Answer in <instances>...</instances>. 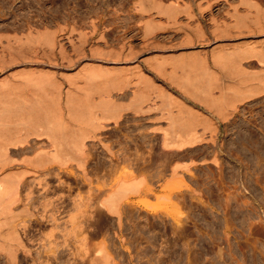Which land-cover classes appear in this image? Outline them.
<instances>
[{
    "label": "rangeland",
    "instance_id": "1",
    "mask_svg": "<svg viewBox=\"0 0 264 264\" xmlns=\"http://www.w3.org/2000/svg\"><path fill=\"white\" fill-rule=\"evenodd\" d=\"M139 1L140 0H0V37L4 34L5 35L8 34V35H13V36L15 35V37L17 38L19 37L18 39L21 38L22 42L20 40L19 41L20 43H18V45L20 44L22 48L21 47L20 49L18 48L17 52L23 51L24 52L23 55L27 56L26 58H24L25 56H22L21 55L22 53H19L23 57L21 58V56L18 57V53H16L17 55L16 56L14 55L15 54L14 52H11L12 53L11 57L12 56L13 57L15 56V58L17 57L16 58L17 62H15L16 60L14 59L15 60L14 62L16 64L13 63V66L11 64V72L12 70H16V69L23 71V70H26L28 67L29 68L27 70H31L34 72H37V71L42 72V73L43 71L53 72L54 73L53 76H55L54 79L55 80L57 79L58 83L62 84L61 85L62 87H66L68 86V81L65 80L66 75L68 74L72 75L76 71L78 72L81 65H83L84 63L91 62L95 59H98V57L100 58L98 54L91 55L89 54V52L91 51L92 52L93 51L107 52L108 51V53H112V52L114 53V52H119V50L122 48L123 53H125L124 55L125 56L127 55V57L130 56L129 58L131 60V61L127 60V62L129 61L128 63H123L122 65L124 67L128 65L127 67L129 69H134V65L138 64L137 66L139 67V70L142 71L141 72L142 77L146 76L145 78L146 79L148 78V81L155 83V85L161 86L163 89H165V91L168 90V92H170V94L172 95L171 97L175 101L180 102L181 104H184V105L186 104V106H191V107L198 109V111L200 112L202 116H204L207 119L209 118L211 122H213V124L216 125L215 127H216L217 137L215 138V143L216 145L220 143H221L220 145H222L221 149H219L220 145L217 149L219 150L218 160L220 161V162L218 161L219 162L218 168L214 164H212L210 161H208V157L204 158L207 161H204L203 158H198L197 156L195 157L194 153L196 154L197 152L199 153L203 151V147L202 148L199 147V150L197 152H193V149H190V151L193 152V156L191 155L189 157V159L192 160V162L190 163V167H191L190 168L191 171H189L190 173L185 172V174L183 173L179 175L180 176L179 179L181 178L180 183H181V186L183 187L180 186V183H179L180 180L178 178H174L175 179L174 181V179L169 178V176H167L168 178L165 177L166 179H164V181L163 180L162 181L153 180L154 183L149 182L150 184L149 183L148 184L152 185L151 187H149L150 189L148 190L150 191V193H148L147 190L146 192L144 190V193L143 195H141L140 199L141 201H143L142 198L145 197L143 198L144 199L143 202L148 201L149 204L152 205L154 209L153 210L149 209L147 212H145L147 209L146 210L141 209V214H140L141 217L139 215V219H138V221L140 220L139 226L140 227L142 226V229L144 232V235H143L144 239L141 238L143 237L141 235H140L141 239L139 238V230H137V228L133 229L134 232L137 230L135 233H133L132 227L130 226L131 223L129 225V222L126 221L128 223L124 224V227H123L124 231H122V234H121L123 239L125 240V243H123L122 247H120V244L118 241L119 239L117 238V235L112 232V229L110 227L109 228L111 229V231L110 229H108V226L101 225L103 228H101L99 225L90 226L88 228H84L85 226H82L83 225L82 222H84L85 219L87 220L89 217L88 210H91L89 207L88 209L86 208L87 207L86 205H88V203H86V201L88 200V196L89 195L92 196L94 193L96 194V192L94 191L96 190V188L100 186L98 184L101 183L100 181L99 182L97 181L99 180L97 178H99L100 173L99 174L90 173L89 174V176H91L90 184L86 182L83 184V182L81 183L80 182L81 180L79 179L78 188L77 187L73 188L69 190L68 192L65 189L61 191L62 198L67 199V196L69 195L70 196L69 198H73L75 200H77L78 198L80 199L79 202H78L79 199L75 201L77 202L78 205L81 206V207L79 206V209L81 210L78 209V206L76 207L77 208L76 211L78 210L77 211L78 214L74 210L70 209L71 208L70 203L67 199L68 206L65 203H63V207L65 206V208L60 207V209L55 208L54 210H51V207L49 206L45 210L46 212H41V207L37 206L36 209L30 210L32 211L33 216L28 217V216L22 215L19 218L15 219L16 220L15 222H18L20 219L26 220V225H27L26 234L22 233V238L26 242V246L29 248V251H30V256H23L21 253H18L17 262L18 264H82V263L85 264L86 263L85 261L90 259V257H93V255L97 251H99L100 250L99 248L101 247V250L104 249L107 253H109L110 255L109 257L111 259L110 258L108 259H110L109 261H111L113 264H116L119 261L122 264H187L189 262V259L192 262L195 261V260H192L193 257L197 258L196 261L193 262V264H264V187H263L264 186V173L262 174V171H260L262 169L260 168V166L263 163L261 162L260 164H256L260 170H257L258 167L255 165L256 160H257L256 155L257 154L259 155V152L264 149L263 148L264 147V93L260 92L259 94L261 96L257 94V96H252L246 100L237 102L235 104L236 110L231 111V112L229 111V113H227L228 118L226 117L225 120H221L220 115L219 116L216 115L217 113L213 114V111L209 110L206 106H204L202 102L194 99V97L189 95L183 89L180 90L181 88L179 87L177 88L176 85H173V84L171 85L163 77L162 79L161 77L158 78V75L157 76L155 75L157 74V72L154 71L155 69L153 67L155 65L153 60L155 59H158V60H160V58L161 60L165 59L166 61L168 60L167 62L169 63V61L172 62L175 59V57L176 58L178 57V59H182V61L184 62L187 61L186 58L187 59L191 58V62H189L187 65L191 68L196 69L197 73L200 72L198 71L199 69L208 68L209 71L211 72L214 71L212 75L214 76L218 75L216 79L219 78L217 80L219 84L218 83L217 84L221 87L217 85L218 88L216 87L217 89H214L212 91L213 96L215 95L218 96L220 94L219 91L226 88L227 84L229 85L238 84L237 83L238 78H236L237 76L232 75L229 69L227 71V68L225 69L224 66L221 67L219 64L214 62L213 61L214 59L212 58L213 56L211 55H214L217 50H219L220 52L221 47H222L223 51L225 50V52L227 51L233 54V56L238 60L239 57L237 56L238 55L237 52H239L238 51L239 48L245 49V47L248 45V48L252 47L253 50L255 51H258L260 49L262 50V48L264 47V33H263L264 30L262 33L261 32L259 33V31L255 30L256 25L252 26L250 24L251 21L249 20H251L252 18L255 19V16L252 17L253 15H255L254 13L255 9L251 7L247 8L248 5L246 4L247 2L249 3L252 2V3L257 4V6L260 5L259 6L260 11L262 10L261 12L264 13V0H252V1L251 0H248V1L247 0H244V1L243 0H240V1L239 0H206L204 2H201L200 4L202 7L201 9L199 8L196 9L197 7L191 4L192 0H176V1L159 0L160 2L158 0H154L155 2L153 0H141L142 1V2L140 1L141 4H144V5L139 4L138 3ZM146 1H148L149 4ZM156 2L157 3L162 2L160 6H164V4L165 6L176 4L181 9H183L185 5H188V6L190 5L191 7L190 10L194 13V17L191 19H187L184 13L181 12V14L178 13L175 16L174 20L176 22L174 21L171 22L167 18V16L163 14L162 15L157 14L154 7H153L154 10L152 9L151 11L148 10L150 9V7L152 8V3L154 6ZM243 2H244V5H243ZM137 3L143 7L148 6L147 7L148 9L146 8L147 11L141 12L139 9H137V7L139 6ZM231 7L236 8V10L235 8L233 9L237 12V14L236 12H234V10ZM260 11L259 13H261ZM230 12L233 15L235 14V16L236 15L237 16L236 17L234 16V19H233L232 18L233 16H229V15H232L230 14ZM244 13L247 14V17L244 16L246 15ZM240 17L242 18L243 21H241ZM254 19H252V21ZM239 20L242 23L241 22L237 23V21ZM147 22L148 24H151V27H153L152 34L150 33V35L148 34L146 35L145 33L144 25ZM58 24L60 25L62 24L61 26L63 27L65 26L64 27L65 29L62 27V29L64 30L63 33L65 36L63 35V36L57 37L58 43H60V45L62 44L61 46L62 51L60 52L61 54L64 52L62 56L56 50L53 51L54 53L51 52L53 55L50 53V56H48L45 54L48 49L47 48L44 49V47L40 49L41 46L38 48L39 46L38 44H36L37 47H35L34 45L31 46V47L34 46V48L32 49L33 52L30 49L31 48L30 46H24L25 44L24 37L27 35V32H28L27 30L29 28H31V30L33 29V31H39V32L43 30H55V27L58 28L57 27ZM243 24L244 25L250 24V26L248 25V27L249 28L251 27V31L253 33L251 31L249 32L247 28L242 27ZM28 26L29 28H27ZM72 27H73V31L69 34L68 28L71 29ZM226 29L228 30V32H226L227 31ZM256 31L260 35L256 34L257 33ZM223 32L225 35L229 34L230 32H232V34L230 33L226 37L225 35H223ZM236 32H237V36H236ZM231 35H235V37L232 36L231 38ZM79 36L81 38H79ZM99 37H102L104 39L103 40L104 42L101 39H99ZM27 39L25 38V40ZM11 40H12V46H15V45L17 46L16 44L17 42H15L12 38ZM150 40L153 42H151ZM254 41H257V42H254ZM5 43H6V39L0 38V48L3 49V51L0 49V53L2 52L0 54V57H3L4 59L8 58L6 54L8 51L4 52V48L2 45L4 44L5 46L6 45ZM22 43L24 44L22 45ZM252 43L254 44L252 45ZM149 44H151V46ZM102 45H104L105 47ZM81 46L83 49L80 48ZM254 46L256 47L254 48ZM76 47L80 49V51L83 52V56L82 57L79 56L80 58L78 57V54L76 52L78 51ZM95 47H96V50L94 49ZM235 47L236 48L239 47L238 50H235L236 49ZM13 48L16 51L17 48L16 47H13ZM35 48L37 49V51L35 50ZM75 48H76V51L74 50ZM129 48L132 50H130ZM248 48L246 47V49ZM126 50L128 53H126ZM128 54L130 55L128 56ZM133 54L136 56H134ZM34 55H36V57ZM132 56L135 58H133ZM46 57L47 59L50 57L54 63L53 62L51 63V60L48 61ZM67 57L68 59L70 58V61L72 60L70 64L66 63L67 62L66 60H68ZM64 58H66V60ZM201 58H202L201 63L198 64L197 62H194L197 59H199L200 61ZM203 58L205 60H203ZM75 59L77 62L75 61ZM135 60H136V64L133 63ZM212 61L214 62V64ZM49 62H50V65H49ZM238 62H239V66L242 67L243 73L248 78H250L251 75L256 74V73L258 75L264 70L263 65L261 63L259 64L258 60L255 59V57H251L250 59L243 58L241 62L240 61ZM171 65L172 64H167V63L164 64L163 65V67H165L164 70H167V69L169 70ZM197 65H200V66H197ZM149 66L150 68L147 69V67ZM109 68H111V66H109ZM1 75L2 73L0 74V76ZM75 80H76L75 83H77V85L80 86V84L81 85L83 84L82 80L80 79L79 81H77V79ZM127 96H126L127 98L123 97L118 100L120 104H122V106L127 107L129 105L130 93ZM160 101L159 99L156 100V103H157L156 106L161 104ZM121 112H122L120 113L121 117L120 119H118L121 122L120 123L118 121L119 125L117 124L115 126L113 123H111L110 120H109L110 123L109 121L108 122L105 121L104 124L107 126L106 128H103V129L106 132L103 129H99L98 131L95 132L96 133L95 136H97L96 139L98 140V143L96 139H93V140L88 139L87 144L88 143L90 145L92 144L91 146L93 147H91L89 144L88 145L91 147V149H93L92 153L93 154L95 153L96 156L90 155V156H93L91 158L89 156L90 166L87 167V170L93 168L102 159L103 160L106 159L105 161L108 163L109 161V158H107L108 156L101 154V153H104L103 147L100 144L101 142L103 143V145H106V144L108 146L111 145L110 148L112 147L111 150L113 152H115L114 150H116L115 152L116 155H119L120 153L122 154V151H124L123 149L124 147H126L125 150L128 149V153L131 152L130 154H132L135 150L134 148L136 149L138 148L140 149L139 151H142V148L137 147V146H140L138 142L141 141L140 135L138 133L141 134L142 132H146L144 130L148 131L150 130L148 129L150 127L152 128L155 126L154 128H159L163 126L162 128H165L167 125L166 123L167 120L165 121L164 119H162L161 112L156 111V110L148 114L146 113L147 115L142 114V113H135L130 108H128L127 111L125 108ZM172 112L176 114L177 109L175 107H172ZM153 119L155 121H153ZM149 120H150V123H149ZM148 123L151 125H149ZM156 126H159V127H156ZM107 127H109L108 128L109 130H107ZM245 128L247 130L250 129L249 131L253 133V137L255 140L251 146L252 152H254L253 154L255 155L252 154L251 150L249 152V154H252L250 156V159L252 160H250L251 163L249 165L252 164L251 168L255 170L252 169V170L247 171L245 169L244 164L247 161L243 158V155L238 150L239 149L238 146H241V145L237 144L236 142L237 137L239 136L238 134H236V131H240V134L242 135L243 130H245ZM200 129H201L200 127L199 128L197 127L198 131H200ZM101 130L104 134L100 132ZM155 133L159 135L161 132L157 131ZM100 137L102 138V141ZM103 137L106 139H103ZM98 138H100V140ZM257 139L258 140L260 139V140L258 141ZM236 144L238 145L237 147H236ZM128 146L131 148H129ZM258 146H260V148H258ZM94 148L96 149V151H94L95 150ZM229 150H230V153H229ZM231 150L234 152H232ZM252 156L253 158L255 156V158L253 159ZM238 158L240 159L238 160ZM241 159H243L244 162ZM242 164H243L244 169L241 166ZM254 165L255 167H253ZM228 166L233 167V173H232L233 176L229 172V169L227 168ZM219 167L221 168V170H219ZM210 169H211V172H210ZM220 171L222 174L220 173ZM248 172H252V173L250 174ZM259 172L263 175L262 177L259 175L260 174ZM211 173L212 175H210ZM95 175H97V177ZM211 176L214 177V179ZM190 177H192V179ZM209 177H211V179ZM219 178L221 179L219 180ZM167 179H169V181ZM217 179L218 181H221L222 179H224V181L222 180V182L219 183ZM61 180L66 181L64 177H62ZM256 181L257 182L259 181L258 184ZM182 184H185L186 185L185 187H188V189H183L184 185ZM89 186H92V187H89ZM167 187L169 188V191L167 190L168 189ZM182 189L185 191V193L188 192L187 194H185L184 196L185 198L182 199L178 197L179 200L175 199L176 197L174 195L177 194ZM206 189L208 191H206ZM209 189H211L212 192L211 190L209 191ZM194 190L195 192L193 193L195 195L190 193ZM209 192H211V194H209ZM154 193L155 194L158 193L157 194L158 196L159 195L165 196V198L167 197L170 200L168 201V199H165V198L161 200H157L153 197V195H155ZM64 195L65 197H63ZM191 195H193V197ZM52 197L51 198L53 200L55 196H52ZM146 198L149 200H147ZM138 199L135 198L134 200H138ZM176 201H177V204H176ZM179 201H181V203ZM174 203H175V208L174 206L171 207L172 205H174ZM156 206L158 207L157 209H156ZM165 209H168V210H165ZM72 211H74L73 212L74 214L76 213L75 215L73 214L74 217L72 216L73 220L76 221L77 225L79 222L81 223L79 224L80 226L78 225V227L77 225H75V221H73L72 223V221L69 222L70 220H68L71 217V216L69 217L68 215L72 213ZM178 212L181 215L178 214ZM40 214H44L48 217L47 218L41 217ZM153 214L154 215L157 214L159 218H154L152 216ZM49 215H52V219L51 217H49ZM173 215L174 217L180 215L179 216L180 219L184 218L183 225L186 227V230L189 233L188 240L186 239L185 241L186 242L189 241L190 243L188 245L189 247L182 246L183 240L180 239L178 243H176V245L173 246L174 247L173 249L168 248V245H170V242L173 241L174 236H175L171 234L172 233L171 230L173 229L172 226L174 224ZM170 216L172 219H170ZM90 219H91L90 221H92V218ZM148 219L150 223L151 222L153 223V226L151 225L147 226L146 223H148ZM77 221L79 222L77 223ZM70 223L72 224V226L70 225ZM163 223H165V227L163 226ZM127 224H128L127 226L128 229H126L125 227V225ZM181 224H182V221H181ZM73 225H75L74 229H72ZM146 239H149L150 241L149 240L147 241ZM54 245H56V247H54ZM49 246L53 247L54 251H50ZM187 247L191 251L189 252V254H191V256L189 255L191 258L189 259L187 257L188 254L186 253V249H188ZM141 248L142 249L145 248V249L142 250ZM168 249L170 251L172 250L171 253L166 252V251H169ZM229 249L232 251V254H234V256L231 255V251ZM128 253L131 255L130 259L128 258ZM217 253L218 254L220 253L219 256L221 257H219ZM57 254H59L58 259H56ZM119 255H122V256L124 255V258L118 257ZM120 263H117V264H120ZM0 264H6L4 258L1 256H0ZM97 264H101V262Z\"/></svg>",
    "mask_w": 264,
    "mask_h": 264
},
{
    "label": "bare ground",
    "instance_id": "2",
    "mask_svg": "<svg viewBox=\"0 0 264 264\" xmlns=\"http://www.w3.org/2000/svg\"><path fill=\"white\" fill-rule=\"evenodd\" d=\"M140 1L138 2L139 4H141V2H142V1L141 2ZM174 1H176V0H174ZM204 1H206V0H192V2L191 1L190 2H191V4H193L194 6L197 7L196 9H198V8L201 9L202 7L200 4H201V2H204ZM146 2L149 4L148 1H146ZM158 3L156 2L155 3L156 5L154 4V6L152 3V8L150 7V9L147 8L148 6L147 7L141 6L144 4H141V5L138 4L139 8L137 7V9H139L141 12L142 11L146 12L147 9L149 11H151V9L152 10L155 9L157 14H161V15L163 14V15L167 16V18L171 22H173V21L176 22L174 20V18L178 13L181 14V12L184 13V15H185V17H187V19H191L194 17V13L190 10V8H191L190 5L189 6L185 5L183 7V9H181L176 4L175 5L174 4L169 5V6H165V4H164V6H165L164 7V6H160V4L162 2L159 4ZM231 3H233V2H231ZM229 5H227V6H229ZM243 5H244V2H243ZM246 5H248V7L246 6L247 8L251 7V8L255 9V12H254L255 15L252 16V17L255 16V19L252 18V19H254L253 21H252V19L249 20V21H251L250 24L252 26L256 25L255 30L259 31V33L260 32L262 33L264 30V13L261 12L262 10L260 11V8H259L260 5L257 6V4L252 3V2L251 3L247 2ZM153 7H154V9H153ZM233 8H235V7H233ZM235 10H236V8H235ZM235 10H234V12H236ZM258 10L261 13H259ZM246 13H244V14H246ZM230 14H232V13L230 12ZM236 14H237V12H236ZM229 16H233L232 18L234 19L235 14L234 15L232 14ZM244 16L247 17V14ZM241 21H243L242 18H241ZM241 21L239 20V21H237V23H239ZM32 24H31V26H32ZM250 24H248V25L250 26ZM58 25H60V24H58ZM58 25H57L58 28L55 27V30H43L40 32L39 31H33V29L31 30V28H29V26H28L27 28H29V29L27 30L28 31L27 35L24 37V41H25L26 45L24 43H22V45L24 44V46H30V47L32 45H34L35 47H37L36 44H38L39 45L38 48L41 46L40 49L44 47V49L47 48L49 50V51L47 50L48 53L47 52L45 53L48 56H50V53L53 52L54 50H56V51H58V53H60L62 51V48H61L62 44L60 45V43H58L57 37L63 36L64 30L62 29V27H63V26H61L62 24L60 26H58ZM197 25H199V24H197ZM248 25L243 24L242 27L247 28V30H249V32H250L251 27L249 28ZM144 26H145L144 28H145L146 35L147 34L150 35V33L152 34L153 27H151V24H148V22H147V23H145ZM68 29L70 30V31L68 30V33L70 34L73 31V27L71 29L70 28H68ZM215 30H216V28H215ZM24 31H25V29H24ZM196 31H198V30H196ZM226 32H228V30ZM232 32H230V33L232 34ZM247 32H245V33H247ZM34 33H35V35H34ZM221 33H222V31H221ZM69 34H67V35H69ZM229 34H227V35H229ZM256 34H258V32ZM223 35H225L224 32H223ZM227 35H225V36L227 37ZM238 35H240V34H238ZM258 35H260V34H258ZM232 36L235 37V35H231V38H232ZM236 36H237V32H236ZM27 37H28V39H27ZM228 37H230V36H228ZM0 38L6 39V43H5L6 45L5 46H4V44H2V45L4 48V52L8 51L6 53L8 58L4 59L3 57H0V74L2 73V75L0 76V256L4 258L6 264H18V262H17L18 253H21L23 256H30L29 248L26 246V242L22 238V233L26 234V226H27L26 220L20 219L18 222H15L16 221L15 219L19 218L22 215L28 216V217L33 216V213L30 210L36 209L37 206L41 207V212H46L45 210L49 206L51 207V210H54L55 208L60 209V207L65 208V206L63 207V203H65L68 206L67 199L70 203V207H71L70 209L77 212L78 210L76 211V209H77L76 207L78 206V209H79L80 205H78L77 202H75V201H77L79 198L77 200H75L73 198H69L70 196L68 194H67L68 195L67 199L62 198L61 197L62 196L61 191L65 189L68 192L69 190H71L73 188H76V187L78 188L79 179L81 180L80 181L81 183L83 182V184L85 182L90 184V181H91V179H90L91 176H89L90 173L91 174L92 173L93 174L94 173H96V174L100 173L99 178H97L99 180H97V181L98 182L100 181L101 183L98 184V185H100L99 187L96 186V187H98V188H96L97 191L96 190L94 191V192H96V194L94 193L92 196L89 195L90 197L88 196V200L85 199V200H87L86 203H88V205H86L87 206L86 208L88 209V207H89L91 210H88V214H89L88 219L87 220L85 219V221L82 220L84 222L81 221L83 224L82 226H85L84 228H88V227L94 226V225L95 226L99 225L101 228H103L102 226H108V229L111 228L112 232L117 235V238L119 239L118 241H119L120 247H122L123 243H125V240L123 239V237L121 235L122 231H124L123 230L124 224L129 222V225L131 223L130 226L132 227V230L137 228V230H139V238H140V235L141 236L144 235L142 226L141 227L139 226L140 220L138 221L139 215L141 214V209H145V210L147 209L145 211V212H147L149 209L153 210L154 208L152 205L149 204L148 201L143 202L144 201L143 198H145V197L142 198L143 201H141L140 197H141V195H143L144 190L146 192V190L148 191L150 189L149 187L152 186V185H149L150 184L149 182L152 183L153 180H156V181H160V180L162 181L163 180L164 181V179H166L165 177H167V176H169V178H173V179L178 178L179 179V177H180L179 175H181L183 173L185 174V172L187 173V172L191 171L190 170V168H191L190 163L192 162V160L189 159V157L191 155L193 156V152H197L199 150V147L200 148L203 147V151H201L199 153L197 152L196 154L194 153L195 157L197 156L198 158H203V159L205 157L206 158L208 157V161H210L212 164H214L218 168V164L220 161L218 160V153H219L218 151L219 150H217V149L221 143L218 145H216V143H215V138L217 137L216 127H215L216 125H214L213 122H211V120L209 118L207 119L204 116H202L200 114V112L198 111V109L191 107V106H186V104L184 105V104H181L180 102L175 101L171 97L172 95L170 94V92H168V90L165 91V89H163L161 86L155 85V83L148 81V78L146 79L145 78L146 76L144 74L143 75L145 77H142L141 76L142 71L139 70V67L137 66L138 64L134 65V69H129L127 67L128 65L124 67L122 64L129 62V61L127 62V60H130L129 55L131 53L128 54L129 57H127V55L125 56L124 55L125 53H123V49L121 47H120L121 49L119 50V52H114V53L113 52L108 53V51L107 52H105V51L100 52L99 50H97V51H99L100 53L96 52V51L89 52V54H91V55L92 54H94V55L98 54L100 56V58L98 57V59H95V60H93L91 62H87V63L83 62L84 64L81 65V67L79 66L80 69L79 70L77 69L78 72L76 71L72 75L70 74L71 76L69 74L66 75L65 76L66 79L64 77V79L68 81V86L62 87L61 86L62 84L58 83L57 79L56 80L54 79L55 76H53V74H54L53 72H44V71H43V73L38 72V71L34 72L31 70H27L29 67L23 71L16 69V70H12V72H11V64L13 66V63L17 62V59H16L17 57L15 58V56L14 57L12 56L13 57L12 58L11 52H14L15 53L14 55H16V53H18V57H20L21 55L25 56L24 58L27 57L26 55H23V53H24L23 51L17 52L18 48L19 49H20V47L22 48V46L20 44H19L20 46L18 45V43H20L19 42L20 40L22 42V39L21 38L18 39L19 37L17 38V37H15V35L13 36V35H8V34H6V35L4 34ZM11 38L15 42H17L16 44L19 47H17L16 45L12 46ZM25 38L27 40H25ZM79 38H81V37L79 36ZM188 38H189V36H188ZM205 38H206V36H205ZM99 39H101L102 41L104 40L102 37H99ZM151 42H153V41H151ZM254 42H257V41H254ZM253 44L254 43H252V45ZM149 45L151 46V44H149ZM11 46H12V48H11ZM34 46L31 47L30 49L32 50L34 48ZM102 46H104V45H102ZM122 46H124V45H122ZM13 47L17 48L16 51ZM246 47L248 48V45ZM246 47H245V49H243V48L241 49L238 47L239 50H238V48L235 47L236 48L235 50L239 51V52H237V54H238L237 56L239 57L238 60L233 56V54H231L227 51L225 52V50L223 51L222 47H221L220 52H219V50H217L218 52L214 51L215 52L214 55L210 54L211 56H213L212 58L214 60L213 59L212 60L214 62L219 64L221 67L224 66L225 69L227 68V71L229 69L230 73L232 75L237 76L236 78H238V80H237L238 84H230L231 86L229 84H227L226 88H224L223 90H220L221 92L219 91L220 94L218 96L217 95L213 96V94H212V91L214 89H217L219 86L218 85L219 83L217 81L219 78L216 79V77H218L217 73H216L217 76L212 75L214 71L211 72V71H209L208 68L199 69L198 71H200V72L197 73L196 69L191 68L187 65L189 62H191V58H188V59L186 58L187 61L184 62V61H182V59H178V57L177 58L175 57V59L172 62L169 61V63L167 62L168 60L166 61L165 59H162V60H161V58H160V60L155 59V60H153L155 63V65L153 64L154 65L153 67L155 69L154 71L157 72V74H155V73L154 74L156 76L158 75V78L161 77V79H162V77H163L171 85L173 84V85H176L177 88L178 87L181 88L180 90L183 89L189 95L194 97V99L202 102L204 104V106H206L209 110L213 111V114L217 113L216 115H218V116L220 115L221 120H225V118L228 116L227 113H229V111L231 112V111L236 110L235 104L237 102H241V101L246 100L252 96H257V94H259L260 92L264 93L263 92L264 91V70L262 69L263 71L260 74L257 75V73H256V74L251 75L250 78H248L243 73L242 67L239 66V62H238V61L241 62L243 58L244 59H246V58L250 59L251 57H255V59L258 60L259 64L261 63L263 65V68H264V47L262 48V50L260 49L258 51L253 50V48L251 46H250L251 48H248V49H246ZM255 47L256 46H254V48ZM76 48L74 49L75 51H76ZM80 48H82V46ZM257 48H259V47H257ZM12 49H14V50H12ZM94 49L96 50V47ZM1 50L3 51V49H1ZM35 50L37 51L36 48H35ZM105 50H107V49H105ZM130 50H132V49H130ZM32 52H33V50H32ZM40 52H41V50H40ZM76 52L78 54V57L83 56V52L80 51V49H78V51H76ZM133 52H135V51H133ZM19 53H22V54L20 55ZM126 53H128L127 50H126ZM62 54H61V56H62ZM136 54H137V52H136ZM22 56H21V58H23ZM34 56L36 57V55H34ZM134 56H136V55H134ZM68 57H67V59H68ZM133 58H135V57H133ZM165 58H166V56H165ZM46 59H47V57H46ZM64 59L66 60V58H64ZM76 59H75V61H76ZM47 60L49 61V60H51V58L49 57ZM203 60H205V59L203 58ZM66 61H67L66 63L70 64L72 60L70 61V58H69ZM24 62H25V60H24ZM52 62L53 61L51 60V63ZM194 62H197L199 64L202 62V58L200 59V61H199V59H197ZM214 62H213V64H214ZM133 63L136 64V60ZM166 63L172 64L170 66L169 70L168 69L164 70L166 65H165V67H163V65ZM202 64H204V63H202ZM49 65H50V62H49ZM124 65H126V64H124ZM200 65H197V66H200ZM66 66H68V65H66ZM109 66H111V68H109ZM148 68H150V66L147 67V69ZM261 68H262V66H261ZM244 72H245V70H244ZM75 79H77V81H79V79L82 80L83 84L82 85L80 84V86L77 85V83H75L76 82ZM219 87H221V86H219ZM169 91H170V89H169ZM129 93H130L129 105L127 107L122 106V104H120V102L118 100L123 98V97H126ZM157 99H159V101L161 100L160 101L161 104L156 106V104H157L156 100ZM172 107H175L177 109L176 114H174L172 112ZM125 108H126V111L128 108H130L133 110V112L142 113V114H146V113L148 114V113H151L152 111H155V110L159 111V112H161V118L164 119L165 121L167 120V122H166L167 125H166V127L164 126L165 128H162L163 126H161V127L156 126L159 128H154L155 126L152 128L150 127V128H148L150 130H148V131L144 130L146 132H142L141 134L138 133L140 135L141 141L138 142V144L140 146H137V145L136 146L139 148H142V151H139L140 149H138V148L137 149L134 148L135 150L132 154H130L131 152L128 153V149L125 150L126 147L123 146L124 151H122V154L120 153L119 155H116V153H115L116 150H114L115 152H113L111 150L112 147L110 148L111 145L108 146L106 143H104L106 145H103V143L102 142L100 143V141H99V143L102 145L103 151H104V153H101V154L107 155L108 156L107 158H109V161L107 163L105 161L106 159L104 158L105 160L102 159L100 162L98 161L99 163L97 165H95L93 168L87 170V167L90 166L89 165L90 164L89 156L90 155L96 156L95 153L94 154L92 153V151H93V149H91V147H93V146H91L92 144L90 145L88 143L91 147L87 144L88 139H91V140L96 139L97 136H95L96 135L95 132L98 131L99 129L106 128L107 125L104 124L105 121L108 122L110 120L111 123H113L116 126L118 124V121H119L118 119H120V117H121L120 113H122L121 111H123ZM110 121H109V123H110ZM153 121H155V120L153 119ZM149 123H150V120H149ZM156 124H157V122H156ZM149 125H151V124H149ZM197 127L201 128L200 131L197 130ZM108 128L109 127H107V130H109ZM246 128H245V130H243L242 135L240 134V131H236V134L239 135L237 137L236 142H237V144L241 145V146H238L236 144V147L238 146L239 152L243 155V158L247 161L244 164L245 165L244 167L248 171V170L253 169V168H251L252 164L251 165H249V164L251 163L250 160H252V159H250V156L254 153V152H252L251 146L255 140L253 137V133H251V131H249L250 129L247 130ZM144 129H145V127H144ZM157 131H160L161 133L159 135H157L155 133ZM100 132H102V130ZM98 136H99V134H98ZM100 138H98V139L100 140ZM103 139H106V138L103 137ZM101 141H102V138H101ZM97 143H98V140H97ZM120 147H119V149H120ZM129 148H131V147H129ZM221 148H222V145H220L219 149H221ZM258 148H260V146H258ZM190 149H193V152L190 151ZM101 150H102V148H101ZM250 150H251L252 154H249ZM94 151H96V149ZM120 151H121V149H120ZM232 152H234V151H232ZM229 153H230V150H229ZM253 155H255V154H253ZM256 156H257V160H256L255 165L260 164L261 162L263 163L260 166V168H262L261 170L256 165L258 167L257 170L262 171V174H263L264 173V149L259 152V155L257 154ZM91 157H93V156H90V158ZM246 157L249 159H247ZM94 158H92V159H94ZM241 158H242V156H241ZM252 158H253V156H252ZM254 158H255V156H254ZM239 159L240 158H238V160ZM241 160H243V159H241ZM204 161H207V160L204 159ZM253 161H255V160H253ZM96 162H95V164H96ZM243 162H244V160H243ZM255 165L253 167H255ZM241 166L243 167V164ZM220 167H221V165H220ZM220 167H219V170H221ZM244 167H243V169H244ZM227 168L229 169V172L232 175L233 167L228 166ZM253 170H255V169H253ZM208 171H209V169H208ZM210 172H211V169H210ZM220 173H221V171H220ZM226 173H227V171H226ZM248 173L251 174L252 172H248ZM262 174L260 173L259 175L262 177L263 176ZM210 175H212V173ZM95 176L97 177V175H95ZM62 177H64L66 179V181L61 180ZM192 177H190V178L192 179ZM211 177H209V178L211 179ZM224 177H222V178H224ZM212 178L214 179V177H212ZM230 178H232V177H230ZM210 179H209V181H210ZM220 179L221 178H219V180ZM167 180L169 181V179H167ZM222 180L224 181V179H222ZM222 180L218 181V179H217V181L219 183L222 182ZM260 180H262V179H260ZM174 181H175V179H174ZM251 181H253V180H251ZM165 182H166V180H165ZM180 182H181V180L179 181V183ZM258 182H257V184H258ZM96 185H97V183H96ZM182 185H184L183 189H188V187H185L186 186L185 184H182ZM163 186H164V184H163ZM180 186H181V183H180ZM89 187H92V186H89ZM146 187H147V189H146ZM181 187H183V186H181ZM174 188H175V186H174ZM160 189H161V187H160ZM183 189L174 195L176 197L175 199H178V197L182 198V199L185 198L184 196L188 192L185 193V191ZM167 190L169 191V188ZM210 190L211 189H209V191ZM173 191H174V189H173ZM206 191H208V190L206 189ZM193 192H195V190L190 192V193L195 195ZM211 192H212V190H211ZM211 192H209V194H211ZM148 193H150V191H148ZM190 193H189V195H190ZM49 194H51V195H49ZM157 194L153 195V197L155 199L161 200V199L165 198V196H162V195L158 196ZM193 195H191V196L193 197ZM52 196H55V198L53 200H52V198H53ZM63 197H65V195ZM135 198L136 199L139 198V199L134 200ZM165 199H168V201L170 200L167 197ZM172 199H173V197H172ZM147 200H149V199H147ZM79 201H80V199L78 200V202ZM88 201L91 203H89ZM168 201H166V202H168ZM179 202L181 203V201H179ZM176 204H177V201H176ZM82 206H83V204H82ZM173 206L175 208V203L171 207H173ZM157 208L158 207L156 206V209ZM71 210H69V211H71ZM79 210H81V209H79ZM165 210H168V209H165ZM74 211H72V213H70V214L67 213V214H69L68 215L69 217L71 216L68 220H70L69 222L72 221V223H73V221H75L72 218V216L74 217V215L76 214V213L75 214L73 213ZM149 212H151V211H149ZM77 214H78V212H77ZM154 214L152 215L154 218H159V216L157 214L156 215H154ZM173 214H175V213H173ZM178 214H180V213L178 212ZM40 216L44 217V218L48 217L44 214H40ZM164 216H166V215H164ZM179 216L174 217V215H173L174 224L172 226L173 229L172 230L170 229V230L172 231L171 234H173V236L174 235L175 236H174L173 241L170 242V245H168V248L173 249L174 248L173 246L176 245V243H178V241L180 239L183 240L182 246H188L190 244L189 241L188 242L185 241L186 239L188 240L189 233L187 232L186 227L183 225V219L184 218L183 219L181 218L182 219L181 220L179 218ZM49 217H51V219H52V215H49ZM140 217H141V215H140ZM90 218H92V221H90L91 220ZM146 218H147V216H146ZM170 219H172L171 216H170ZM161 220H163V219H161ZM126 221H128V222H126ZM181 221H182V224H181ZM78 222L79 221H77V223ZM79 224H81V223L79 222L78 225ZM146 224H147V226H150V225L153 226V223L152 222L150 223L149 219H148V223H146ZM175 224H177V225H175ZM70 225L72 226L71 223H70ZM75 225H77L76 221H75ZM75 225H73L72 229L75 228L74 227ZM78 225H77V227H78ZM127 226H128V224L125 225L126 229H128ZM163 226L165 227V223H163ZM111 229H110V231H111ZM135 232L133 230V233H135ZM141 238L144 239V236ZM146 240L148 241L149 239H146ZM54 247H56V245H54ZM145 248H146V246H145ZM145 248H143V249H145ZM99 249L100 250L97 251L94 255L92 254L93 257H90V259H88V260L86 259L87 261H85L86 262L85 264H97L99 262H101V264H110V263L113 264L111 261H109L111 259L109 257L110 256L109 253H107L104 249H102L103 250L102 251L101 247ZM49 250L54 251L53 247H51V246H49ZM220 250H221V248H220ZM171 251L169 250L166 252L171 253ZM104 252H106V253H104ZM189 252H191L190 249L189 248L186 249V253L188 254L187 255L188 259L191 258L190 257L191 254H189ZM136 254H137V252H136ZM219 254H218V256H219ZM71 255H73V254H71ZM229 255H230V253H229ZM231 255L234 256V254H232V251H231ZM118 257L124 258V255L123 256L119 255ZM130 257H131V255L128 253V258L130 259ZM219 257H221V256H219ZM58 258H59V254H57V256H56V259H58ZM108 258H110V259H108ZM196 259H197L196 257H193L192 260L196 261ZM195 261H193V262H195ZM193 262L189 259V262L187 264H193ZM117 263H120V261ZM120 264H122V263H120Z\"/></svg>",
    "mask_w": 264,
    "mask_h": 264
}]
</instances>
